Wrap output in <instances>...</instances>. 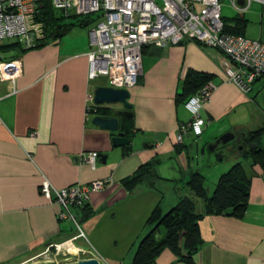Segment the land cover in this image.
Instances as JSON below:
<instances>
[{
	"label": "crops",
	"instance_id": "crops-1",
	"mask_svg": "<svg viewBox=\"0 0 264 264\" xmlns=\"http://www.w3.org/2000/svg\"><path fill=\"white\" fill-rule=\"evenodd\" d=\"M240 1V9L234 8L245 21L240 28L246 36L250 22L242 16L246 3ZM229 17L224 21L234 27V16ZM98 21V15L66 17L60 22L70 26L64 37L32 49H24L17 40L1 43L8 46L1 53L3 60H20L22 72L14 82L0 78V264H40L44 258L49 262L50 251L68 243L86 254L93 251L103 264H132L153 211L161 207L166 214L181 197H193L187 186L191 172L206 177L212 194L231 168L223 155L208 159L206 149L235 130L227 119L243 93L227 81L224 55L195 41L159 53L152 47L145 50L143 74L129 89L135 123L127 135L130 144L114 147L116 133L93 123L105 110L88 114V95L98 86L109 87L106 77L89 80L90 32ZM260 28L254 37L264 42V27ZM190 72L212 76L216 90L201 110L203 135L190 134L179 143V125L193 119L186 107L191 96L179 98ZM93 152L100 155L94 169L82 160ZM149 163L155 164L153 185L132 191L124 187L125 179ZM247 174L251 184L244 216L204 217V244L194 255L195 264H264V174L259 166ZM43 176L58 189L104 182L103 189L90 194L84 209H73L85 238H77L74 223L61 219V206L43 197ZM67 263L72 262L62 264ZM156 264L188 263L165 251Z\"/></svg>",
	"mask_w": 264,
	"mask_h": 264
},
{
	"label": "built area",
	"instance_id": "built-area-1",
	"mask_svg": "<svg viewBox=\"0 0 264 264\" xmlns=\"http://www.w3.org/2000/svg\"><path fill=\"white\" fill-rule=\"evenodd\" d=\"M46 0H0V43L17 40L25 49L35 47L44 39V25L37 21L36 12ZM54 9L66 16L89 17L98 15V24L90 32L89 61L93 70L89 80L108 79L109 87L130 89L138 84L143 74V55L147 47L165 49L185 41H195L203 47L214 48L224 57L227 81L242 93L253 91L255 83L264 77V42L225 32L220 0H51ZM246 1V0H245ZM249 8L252 1L247 0ZM240 9L238 0H232ZM246 3V2H245ZM18 59L3 60L0 53V78L12 81L21 74ZM216 90L210 81L191 97L186 107L192 121L180 124L177 141L193 134L200 137L206 122L201 117L203 105ZM100 109L94 102V91L88 95V114ZM100 155L84 154L82 160L96 167ZM104 188V182L73 185L58 189L43 176L40 192L43 197L62 208L60 217L74 223L77 238H85L73 209L85 207L90 194ZM57 251L60 246H55ZM82 254L86 253L82 250ZM88 259H101L93 251ZM103 264V263H102Z\"/></svg>",
	"mask_w": 264,
	"mask_h": 264
},
{
	"label": "trees",
	"instance_id": "trees-1",
	"mask_svg": "<svg viewBox=\"0 0 264 264\" xmlns=\"http://www.w3.org/2000/svg\"><path fill=\"white\" fill-rule=\"evenodd\" d=\"M62 14L54 9L51 0L39 4L36 19L44 25V39L33 48L46 44L49 39L62 38L68 33L70 26L60 22L70 16ZM234 21L237 23L234 27L227 25L224 21L225 32L244 36L240 27L241 22L245 23V21L239 17ZM7 48L8 46L0 43V53L6 52ZM211 80L212 76L204 73H188L179 98L185 100L192 97ZM251 138V136H244L243 142L246 146L251 145ZM242 155L252 157V167L259 166L264 174V152L258 146L249 151L244 150ZM154 166V163L141 166L136 173L123 181L124 187L132 191L140 185H153L157 178ZM250 184L251 180L241 163L234 164L229 171L221 175L212 194L208 191L206 177L198 171L191 172L187 186L193 197H181L177 205L166 214L161 207L153 211L147 222L148 232L138 243L132 264H156L157 259L165 251L171 252L180 261L195 264L194 255L204 244L200 227L202 219L220 214L242 218L249 202ZM195 199L202 200V213L197 211Z\"/></svg>",
	"mask_w": 264,
	"mask_h": 264
},
{
	"label": "rangeland",
	"instance_id": "rangeland-1",
	"mask_svg": "<svg viewBox=\"0 0 264 264\" xmlns=\"http://www.w3.org/2000/svg\"><path fill=\"white\" fill-rule=\"evenodd\" d=\"M222 4V15L223 17L234 18L238 17L240 13L236 11L233 6L232 0H220ZM246 4L243 6L247 7L248 1H245ZM264 2L262 1H252L249 8L242 12V16L249 20L250 26L245 32L246 37L251 39H256L254 34L259 32L260 27H264ZM90 18L95 19L97 15H91ZM233 19H231V24L233 23ZM230 21V20H229ZM93 26L91 27V29ZM8 44V41H4ZM2 42V44L4 43ZM6 44V45H7ZM5 45V44H4ZM237 107L235 108V113H233L230 118L227 119V122L232 128H235L233 133L236 135L235 139L228 143L227 145L220 144L216 150L212 151L211 147H207L206 152L209 157H214L215 159H219L220 155L226 157L224 163L227 164L226 161H229L230 166L241 163L246 169L247 173H250L252 170L253 158L250 156H243L242 153L244 150L249 151L250 149L257 148L264 152V77L258 80L254 87L253 91L249 94L241 95V98L237 101ZM247 136H251L250 139L251 145H247L243 142V138ZM249 141V142H250ZM243 142V143H241ZM248 142V143H249ZM243 146H240V145ZM207 159V160H208ZM197 200V199H196ZM197 206V211L200 212V206L202 205V200L195 201ZM81 241L86 242L85 239ZM81 241L76 242V244L81 243ZM88 246V245H86ZM88 254H82L80 252L71 253L66 252L63 254L57 251L56 248L50 251V257L46 261L44 258V262L40 264H62L66 262H78L81 260H87Z\"/></svg>",
	"mask_w": 264,
	"mask_h": 264
},
{
	"label": "water",
	"instance_id": "water-1",
	"mask_svg": "<svg viewBox=\"0 0 264 264\" xmlns=\"http://www.w3.org/2000/svg\"><path fill=\"white\" fill-rule=\"evenodd\" d=\"M245 0L240 1L243 4ZM155 53H159L157 47H152ZM130 91L128 89H115L113 87L98 86L94 89V102L100 108L105 110L104 116H96L93 119V123L103 129L111 130L116 133L113 138L114 147H124L130 144V139L127 135L133 130L134 112L132 111L133 105L129 102ZM110 112V116L107 113ZM234 133H226L216 144L211 147L214 151L220 144L227 145L235 139ZM105 162V161H103ZM82 253V251H81ZM67 264H102L97 259H87L78 262H72Z\"/></svg>",
	"mask_w": 264,
	"mask_h": 264
},
{
	"label": "bare ground",
	"instance_id": "bare-ground-1",
	"mask_svg": "<svg viewBox=\"0 0 264 264\" xmlns=\"http://www.w3.org/2000/svg\"><path fill=\"white\" fill-rule=\"evenodd\" d=\"M60 249L61 250L65 249L68 253L69 252H71V253L80 252V250L76 246L72 245L71 243H68V244H65V245H61Z\"/></svg>",
	"mask_w": 264,
	"mask_h": 264
}]
</instances>
